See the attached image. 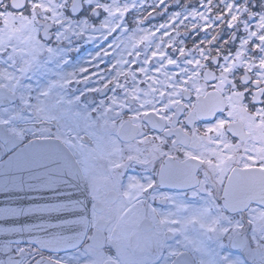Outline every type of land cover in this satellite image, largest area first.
Segmentation results:
<instances>
[{"label":"snow or ice","instance_id":"1","mask_svg":"<svg viewBox=\"0 0 264 264\" xmlns=\"http://www.w3.org/2000/svg\"><path fill=\"white\" fill-rule=\"evenodd\" d=\"M0 264H264V0H0Z\"/></svg>","mask_w":264,"mask_h":264},{"label":"rangeland","instance_id":"2","mask_svg":"<svg viewBox=\"0 0 264 264\" xmlns=\"http://www.w3.org/2000/svg\"><path fill=\"white\" fill-rule=\"evenodd\" d=\"M83 47H84V53H83V55H86L87 54V52L90 50V45H87V44H85V45H83Z\"/></svg>","mask_w":264,"mask_h":264}]
</instances>
